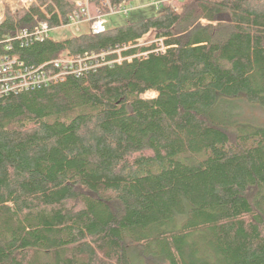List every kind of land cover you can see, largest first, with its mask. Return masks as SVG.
I'll list each match as a JSON object with an SVG mask.
<instances>
[{
  "label": "trees",
  "instance_id": "obj_1",
  "mask_svg": "<svg viewBox=\"0 0 264 264\" xmlns=\"http://www.w3.org/2000/svg\"><path fill=\"white\" fill-rule=\"evenodd\" d=\"M49 1L67 22L71 0H38L7 13L0 47L34 17L56 26ZM162 8L102 34L14 38L31 67L145 37L166 49L0 98V264H264V127L237 114L264 106V0Z\"/></svg>",
  "mask_w": 264,
  "mask_h": 264
},
{
  "label": "built area",
  "instance_id": "obj_2",
  "mask_svg": "<svg viewBox=\"0 0 264 264\" xmlns=\"http://www.w3.org/2000/svg\"><path fill=\"white\" fill-rule=\"evenodd\" d=\"M75 5V10L69 15L68 21L64 22L58 6L49 1L48 4L53 8L49 12L48 5L40 7L41 13L48 19L57 16L58 23L52 26L49 20H39L34 17L33 24L28 28L18 29L13 37H7L2 40L0 47V98L10 94H18L25 91H31L48 87L52 84L65 82L68 77H79L83 73L97 69L104 64L107 56L116 54L117 59L106 64H122L124 61L132 60L144 54H136L132 56H123L124 52L141 47L139 40L135 44H124L118 46L114 51H106L100 55L81 56L74 55L70 51L64 53L58 59L45 63L40 66L31 67L25 65L14 52V38L19 47H27L32 42H43L50 39V33L67 27H73L78 32H82L83 24L89 25V30L93 34L105 33L107 29V16L115 14H129L134 7L128 9L125 4L119 7L114 6L111 0H100L102 6L107 10L103 12L101 8H97L96 13L92 14L91 0H71ZM177 0H152L149 4L155 8H161L165 2H175ZM38 0H0V25L4 22L7 13L15 14L20 10L30 11L33 7L38 6ZM155 49L150 52H164L166 47L164 38L160 37L155 40ZM143 46V45H142ZM101 60L103 63H99Z\"/></svg>",
  "mask_w": 264,
  "mask_h": 264
},
{
  "label": "rangeland",
  "instance_id": "obj_3",
  "mask_svg": "<svg viewBox=\"0 0 264 264\" xmlns=\"http://www.w3.org/2000/svg\"><path fill=\"white\" fill-rule=\"evenodd\" d=\"M152 0H132L130 3L125 4V6L130 9L134 7L133 10L129 12V14H115L107 16V29H113L125 24L133 23L142 19H147L149 17L158 15L162 13L163 8H155L150 6ZM82 32L89 31V25L83 24L81 26ZM81 32H78L73 27H67L61 30L53 31L50 33L51 39L54 40H61L67 37L77 35ZM156 40V39H155ZM155 40L153 41L149 37H145L141 41V46L143 45H152L155 44ZM156 96L154 92H148L145 97L153 98ZM237 114L239 121L248 123L254 126H262L264 127V106L260 104H247V103H240L238 105Z\"/></svg>",
  "mask_w": 264,
  "mask_h": 264
}]
</instances>
